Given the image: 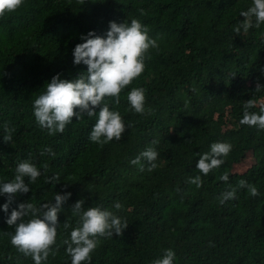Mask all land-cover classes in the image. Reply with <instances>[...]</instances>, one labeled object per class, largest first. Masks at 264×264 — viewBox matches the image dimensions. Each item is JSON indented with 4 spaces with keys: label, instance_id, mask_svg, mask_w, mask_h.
Returning a JSON list of instances; mask_svg holds the SVG:
<instances>
[{
    "label": "trees",
    "instance_id": "1",
    "mask_svg": "<svg viewBox=\"0 0 264 264\" xmlns=\"http://www.w3.org/2000/svg\"><path fill=\"white\" fill-rule=\"evenodd\" d=\"M251 6L252 0H25L0 19V184L12 181L25 159L42 173L7 213L8 197L0 195V264H34L11 244V211L25 202L55 203L56 194L67 193L51 249L56 254L43 264H71L63 241L78 226L72 207L81 199L83 210L100 207L128 223L122 236L101 238L90 264H152L167 249L175 252L174 264H264V130L240 123L245 102H253L249 112L264 108V24L233 30ZM132 19L158 46L149 49L144 72L121 92L118 106L105 98L128 128L122 139L103 146L90 141L98 108L96 116L73 118L63 133L49 135L35 120V99L57 74L74 80L87 72L73 63L82 36L106 37L110 22L130 25ZM135 87L145 89L152 114L131 108L127 95ZM5 122L16 129L9 143ZM216 142L232 150L204 176L196 163ZM149 147L159 153L157 167L149 171L142 160L140 171L131 161ZM45 148L55 155L41 156ZM249 156L252 166L235 172ZM225 172L228 181L221 179ZM53 176L59 180L47 183ZM196 176L203 181L199 188L188 182ZM240 180L259 195L238 188ZM230 186L236 198L221 204Z\"/></svg>",
    "mask_w": 264,
    "mask_h": 264
},
{
    "label": "clouds",
    "instance_id": "2",
    "mask_svg": "<svg viewBox=\"0 0 264 264\" xmlns=\"http://www.w3.org/2000/svg\"><path fill=\"white\" fill-rule=\"evenodd\" d=\"M25 4V0H0V19L17 12ZM240 16L244 18L242 24L234 27L239 34L241 28L247 32L250 28H259L264 24V0H252V6L247 11H241ZM84 41L78 44L73 51L74 65L87 66V72L81 73L74 80L61 79L60 74L54 76L46 84V91L35 99L33 104L34 117L38 125L47 129L49 135L63 133L66 126L71 124L73 118L80 120L84 115L89 118L96 116V109H99L98 118L94 124L89 139L91 142L103 146L113 140L120 141L127 126L119 111L110 110L105 98H112L115 105L120 104L121 92L137 79L145 70L147 54L150 48L157 47L156 40L149 36V29L142 25L137 19H132L130 25L124 23H109V30L106 37L97 36L89 32L82 36ZM262 88L257 84V89ZM131 108L140 115L152 114L153 109L145 108V89L142 87L132 88L127 95ZM253 107L251 100L245 102V111L240 120L242 125L256 126L264 130V108L261 113L249 112ZM4 142L12 140L14 127L9 122L3 125ZM153 144L157 141H153ZM232 150V145L226 142H216L210 146V151L200 156L196 163V169L204 176H207L213 169L224 164L222 157H227ZM48 154L54 156L51 148H45L40 155ZM159 153L155 148L149 147L141 152L131 164L137 165L140 171H144L142 160L148 162L152 171L157 167L155 161ZM47 171V165L44 166ZM16 174L12 181L0 184V195H6L8 202L5 203L3 211L8 212L9 205L17 194H27L30 191L29 185L36 182L41 176V171L30 159L17 163ZM28 178V183H25ZM47 183L58 181V176L46 177ZM221 179L228 181V173L225 172ZM189 183L201 187L203 181L200 176L189 178ZM238 188H247L252 197L259 195L257 187L245 180L238 182ZM231 188V186H230ZM237 188H231L219 197L223 204L228 200L236 198ZM71 193L65 195L56 194L55 203H46L37 207L33 203H20L17 209L11 211L6 223L9 226L15 225V233L11 235V244L25 257H31L34 264H43L56 244L57 227L59 225L58 213L61 212V205L69 198ZM85 201H77L73 207V216L79 217L78 226L70 233V240L65 239L66 253L71 257V264H90L91 254L97 249L101 238H112L113 234L122 236L128 227L127 221L112 211L100 207H89L83 210ZM119 210L120 203L114 204ZM32 218L24 222L26 216ZM19 221V223H18ZM70 224L66 221L64 228ZM175 252L171 249L164 251L162 258H158L152 264H174Z\"/></svg>",
    "mask_w": 264,
    "mask_h": 264
},
{
    "label": "rangeland",
    "instance_id": "3",
    "mask_svg": "<svg viewBox=\"0 0 264 264\" xmlns=\"http://www.w3.org/2000/svg\"><path fill=\"white\" fill-rule=\"evenodd\" d=\"M249 158V159H248ZM244 162L239 163L234 167V171L238 173L244 172L247 168H250L252 166V162L250 159V156L248 157ZM252 158V157H251Z\"/></svg>",
    "mask_w": 264,
    "mask_h": 264
}]
</instances>
